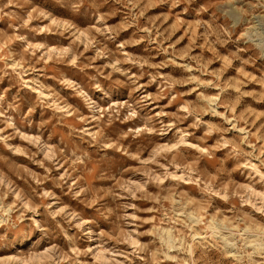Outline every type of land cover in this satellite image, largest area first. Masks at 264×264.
<instances>
[{"label": "rangeland", "instance_id": "rangeland-1", "mask_svg": "<svg viewBox=\"0 0 264 264\" xmlns=\"http://www.w3.org/2000/svg\"><path fill=\"white\" fill-rule=\"evenodd\" d=\"M0 264H264V0H0Z\"/></svg>", "mask_w": 264, "mask_h": 264}, {"label": "bare ground", "instance_id": "bare-ground-1", "mask_svg": "<svg viewBox=\"0 0 264 264\" xmlns=\"http://www.w3.org/2000/svg\"><path fill=\"white\" fill-rule=\"evenodd\" d=\"M169 238H170V236H169Z\"/></svg>", "mask_w": 264, "mask_h": 264}]
</instances>
